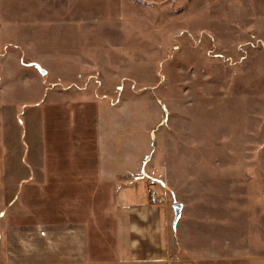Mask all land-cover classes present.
<instances>
[{
	"label": "rangeland",
	"instance_id": "rangeland-1",
	"mask_svg": "<svg viewBox=\"0 0 264 264\" xmlns=\"http://www.w3.org/2000/svg\"><path fill=\"white\" fill-rule=\"evenodd\" d=\"M10 104L96 106L127 155L109 264H264V0H0Z\"/></svg>",
	"mask_w": 264,
	"mask_h": 264
},
{
	"label": "crops",
	"instance_id": "crops-1",
	"mask_svg": "<svg viewBox=\"0 0 264 264\" xmlns=\"http://www.w3.org/2000/svg\"><path fill=\"white\" fill-rule=\"evenodd\" d=\"M92 110L47 104L0 110L5 264H109L121 252L122 212L136 209L143 220L142 196L126 178L128 157L112 154L115 146Z\"/></svg>",
	"mask_w": 264,
	"mask_h": 264
},
{
	"label": "water",
	"instance_id": "water-1",
	"mask_svg": "<svg viewBox=\"0 0 264 264\" xmlns=\"http://www.w3.org/2000/svg\"><path fill=\"white\" fill-rule=\"evenodd\" d=\"M41 74H44L42 70H40ZM173 212H174V223H176L180 217L181 212V205L177 204L173 206Z\"/></svg>",
	"mask_w": 264,
	"mask_h": 264
},
{
	"label": "built area",
	"instance_id": "built-area-1",
	"mask_svg": "<svg viewBox=\"0 0 264 264\" xmlns=\"http://www.w3.org/2000/svg\"><path fill=\"white\" fill-rule=\"evenodd\" d=\"M154 193L152 192V199H153V201L155 202L156 201V197H155V195H153ZM154 196V197H153Z\"/></svg>",
	"mask_w": 264,
	"mask_h": 264
}]
</instances>
